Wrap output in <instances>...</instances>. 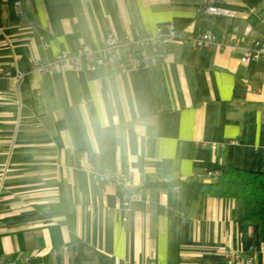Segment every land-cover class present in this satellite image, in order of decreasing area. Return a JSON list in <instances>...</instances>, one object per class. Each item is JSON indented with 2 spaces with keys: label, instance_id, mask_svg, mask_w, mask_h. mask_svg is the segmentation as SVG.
Segmentation results:
<instances>
[{
  "label": "crops",
  "instance_id": "crops-1",
  "mask_svg": "<svg viewBox=\"0 0 264 264\" xmlns=\"http://www.w3.org/2000/svg\"><path fill=\"white\" fill-rule=\"evenodd\" d=\"M13 1L0 0V262L264 264V224L243 221L240 200L187 203L159 182L230 163L264 172V55L244 64L241 47L174 41L136 69L31 68L167 23L264 44V0H221L232 17L200 13L205 0H21V15ZM104 172L131 173L136 199L93 176Z\"/></svg>",
  "mask_w": 264,
  "mask_h": 264
},
{
  "label": "built area",
  "instance_id": "built-area-1",
  "mask_svg": "<svg viewBox=\"0 0 264 264\" xmlns=\"http://www.w3.org/2000/svg\"><path fill=\"white\" fill-rule=\"evenodd\" d=\"M220 1L205 0L199 8V12L232 17L234 15L233 11L220 6ZM12 4L15 13L21 15V0H14ZM174 41L192 46L215 45L216 48L221 50L241 47L243 53L240 61L244 64L264 55V44H260L258 41L249 42L237 36H228L225 39L217 40L215 34L209 30L200 33L188 32L180 34L179 29L172 23H167L153 30L142 31L134 37L127 34L121 36L109 34L104 37L99 47L83 44L72 51H60L52 60L43 61L39 57L33 56L31 58V68L40 75L79 68H101L106 71L136 69L164 61L167 57V47ZM46 46L47 43L41 42L42 48ZM3 75L6 77L9 76V72L6 71ZM21 77V73H16L12 78L15 82H18ZM4 94L3 91H0V97L4 96ZM17 102L20 104L19 100ZM235 143V140H230L227 143H220L219 146L224 147L226 144L233 145ZM211 147L214 148L215 145L213 144ZM219 175H221V171L217 170L206 171L204 176L206 180H213ZM93 176L100 183L110 186H120L124 200L130 201L136 199L139 187L133 184L131 173L104 172ZM159 182L169 184L174 191L180 189L178 184H171L166 177L159 179ZM226 255L228 256V253ZM234 258L237 259L238 264H255L252 253H245L243 256L235 253ZM0 264H26V261L19 262L17 260H11L0 262ZM150 264L155 263L150 262Z\"/></svg>",
  "mask_w": 264,
  "mask_h": 264
},
{
  "label": "trees",
  "instance_id": "trees-1",
  "mask_svg": "<svg viewBox=\"0 0 264 264\" xmlns=\"http://www.w3.org/2000/svg\"><path fill=\"white\" fill-rule=\"evenodd\" d=\"M170 183L180 186L187 203L201 194L240 200L243 203L242 220L264 224V172L241 169L230 163L213 180L189 178Z\"/></svg>",
  "mask_w": 264,
  "mask_h": 264
},
{
  "label": "water",
  "instance_id": "water-1",
  "mask_svg": "<svg viewBox=\"0 0 264 264\" xmlns=\"http://www.w3.org/2000/svg\"><path fill=\"white\" fill-rule=\"evenodd\" d=\"M31 263H37V262H40V259L39 258H32L30 260Z\"/></svg>",
  "mask_w": 264,
  "mask_h": 264
}]
</instances>
